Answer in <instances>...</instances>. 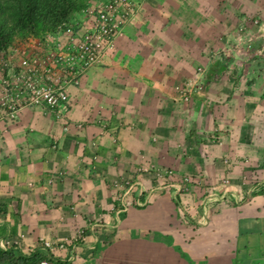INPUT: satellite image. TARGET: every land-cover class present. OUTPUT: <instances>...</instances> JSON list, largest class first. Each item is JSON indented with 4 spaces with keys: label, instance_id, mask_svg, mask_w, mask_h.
<instances>
[{
    "label": "crops",
    "instance_id": "crops-1",
    "mask_svg": "<svg viewBox=\"0 0 264 264\" xmlns=\"http://www.w3.org/2000/svg\"><path fill=\"white\" fill-rule=\"evenodd\" d=\"M136 5L66 105L0 122V264H264V0Z\"/></svg>",
    "mask_w": 264,
    "mask_h": 264
},
{
    "label": "built area",
    "instance_id": "built-area-1",
    "mask_svg": "<svg viewBox=\"0 0 264 264\" xmlns=\"http://www.w3.org/2000/svg\"><path fill=\"white\" fill-rule=\"evenodd\" d=\"M136 7V0H89L69 22L40 37H27L2 49L0 122H15L24 108L56 109L66 105L68 89L78 85L84 73L102 62L124 24L136 15ZM190 91L187 88L185 100ZM81 237L80 232L67 244L74 248ZM41 246L52 250L48 241H42ZM49 262L50 258H44L39 264Z\"/></svg>",
    "mask_w": 264,
    "mask_h": 264
},
{
    "label": "trees",
    "instance_id": "trees-1",
    "mask_svg": "<svg viewBox=\"0 0 264 264\" xmlns=\"http://www.w3.org/2000/svg\"><path fill=\"white\" fill-rule=\"evenodd\" d=\"M89 0H0V51L14 36L40 37L58 25L69 22L84 9ZM34 253L20 257L29 264L39 260Z\"/></svg>",
    "mask_w": 264,
    "mask_h": 264
},
{
    "label": "rangeland",
    "instance_id": "rangeland-1",
    "mask_svg": "<svg viewBox=\"0 0 264 264\" xmlns=\"http://www.w3.org/2000/svg\"><path fill=\"white\" fill-rule=\"evenodd\" d=\"M27 37H31L30 35H28V36H25V37H19V36H14V38H13V40L11 41V43L10 44H12V43H17L18 41H21V40H23V39H25V38H27ZM9 44V45H10ZM8 46V45H7ZM6 46V47H7ZM204 67V66H203ZM195 84H189L188 85V88H192V86H194Z\"/></svg>",
    "mask_w": 264,
    "mask_h": 264
}]
</instances>
